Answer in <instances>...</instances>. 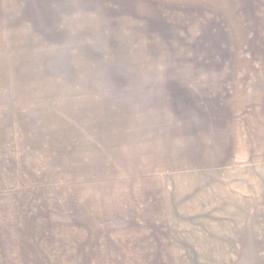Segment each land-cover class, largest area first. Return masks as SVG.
Wrapping results in <instances>:
<instances>
[{
  "label": "rangeland",
  "instance_id": "1",
  "mask_svg": "<svg viewBox=\"0 0 264 264\" xmlns=\"http://www.w3.org/2000/svg\"><path fill=\"white\" fill-rule=\"evenodd\" d=\"M0 264H264V0H0Z\"/></svg>",
  "mask_w": 264,
  "mask_h": 264
},
{
  "label": "crops",
  "instance_id": "2",
  "mask_svg": "<svg viewBox=\"0 0 264 264\" xmlns=\"http://www.w3.org/2000/svg\"><path fill=\"white\" fill-rule=\"evenodd\" d=\"M153 171L156 172L155 174H152V177H149V175L147 176L149 178L138 180V184H136L137 187L141 188L143 194L137 196L132 195L131 192L129 194V216L127 219L129 221V225L133 224L139 228L138 236L141 237L137 238V241H153L152 239L147 238V236L151 235V233L148 232H153L155 235H158L161 232H164V234H168V231L166 229L169 224L168 220L170 219V217L167 218V212L169 214L171 206L165 200H163V203H159L157 196L159 194L158 192L162 186V183L160 179L157 180V169H154ZM134 183L135 180H131L128 181V183L125 182V185L129 186V189H131L130 186H134ZM147 199H150V204H147ZM136 205L139 208L138 215L134 213ZM172 209L173 212H175L173 205ZM118 216H121V214ZM163 228L165 230H163ZM157 240L158 239L155 238L154 241ZM159 240L161 241V239Z\"/></svg>",
  "mask_w": 264,
  "mask_h": 264
}]
</instances>
